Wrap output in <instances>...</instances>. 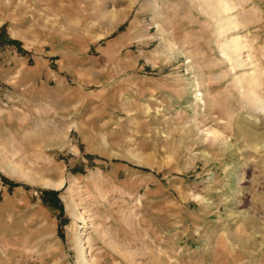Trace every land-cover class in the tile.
I'll use <instances>...</instances> for the list:
<instances>
[{
	"label": "rangeland",
	"instance_id": "rangeland-1",
	"mask_svg": "<svg viewBox=\"0 0 264 264\" xmlns=\"http://www.w3.org/2000/svg\"><path fill=\"white\" fill-rule=\"evenodd\" d=\"M0 264H264V0H0Z\"/></svg>",
	"mask_w": 264,
	"mask_h": 264
},
{
	"label": "trees",
	"instance_id": "trees-1",
	"mask_svg": "<svg viewBox=\"0 0 264 264\" xmlns=\"http://www.w3.org/2000/svg\"><path fill=\"white\" fill-rule=\"evenodd\" d=\"M10 42H12V41H10ZM12 44H15V45L17 46V48H18L19 50H21L18 42L13 41ZM46 195H47V197H48V199L46 200L47 206H49L50 208H54V209L62 210V208L59 207V205L57 206V205H55V203H54V202H58V201H57L58 199H56V200H54V201L52 200V198H51L52 201L49 199L50 197L55 196L54 192H52V193L46 192Z\"/></svg>",
	"mask_w": 264,
	"mask_h": 264
}]
</instances>
